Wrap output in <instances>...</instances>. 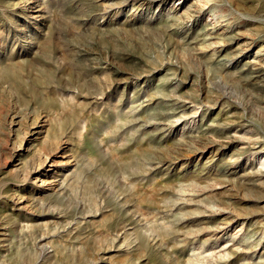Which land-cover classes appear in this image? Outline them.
Listing matches in <instances>:
<instances>
[{
  "label": "rangeland",
  "instance_id": "rangeland-1",
  "mask_svg": "<svg viewBox=\"0 0 264 264\" xmlns=\"http://www.w3.org/2000/svg\"><path fill=\"white\" fill-rule=\"evenodd\" d=\"M174 1L0 0V105L76 162L0 158V264H264V0Z\"/></svg>",
  "mask_w": 264,
  "mask_h": 264
},
{
  "label": "bare ground",
  "instance_id": "bare-ground-1",
  "mask_svg": "<svg viewBox=\"0 0 264 264\" xmlns=\"http://www.w3.org/2000/svg\"><path fill=\"white\" fill-rule=\"evenodd\" d=\"M47 115L41 117L40 114L32 115L31 111L23 112L15 104L0 105V158L6 154L11 158L21 150L28 152L14 164L10 176L18 183L31 182L38 186L37 191L28 188L33 199L57 195L76 164L73 163L75 158L61 147L62 132L51 127ZM36 126H40V130L35 129Z\"/></svg>",
  "mask_w": 264,
  "mask_h": 264
}]
</instances>
